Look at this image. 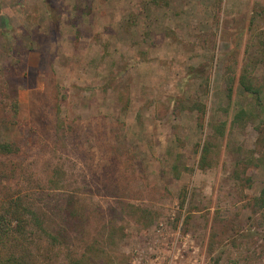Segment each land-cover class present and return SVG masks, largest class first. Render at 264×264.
Returning a JSON list of instances; mask_svg holds the SVG:
<instances>
[{
  "label": "rangeland",
  "instance_id": "obj_1",
  "mask_svg": "<svg viewBox=\"0 0 264 264\" xmlns=\"http://www.w3.org/2000/svg\"><path fill=\"white\" fill-rule=\"evenodd\" d=\"M263 36L264 0H0V206L70 233L40 260L264 264Z\"/></svg>",
  "mask_w": 264,
  "mask_h": 264
},
{
  "label": "trees",
  "instance_id": "obj_2",
  "mask_svg": "<svg viewBox=\"0 0 264 264\" xmlns=\"http://www.w3.org/2000/svg\"><path fill=\"white\" fill-rule=\"evenodd\" d=\"M260 46L264 54V36L261 39ZM240 82L244 90L260 95L261 89L256 85L253 78L248 74L243 73ZM244 112L241 111L237 115V119L243 118ZM0 148L3 152L11 153L17 152L19 148H15L12 143H2ZM205 155L201 159V167L205 168ZM257 165V164H256ZM33 203L28 201L26 197L21 194L11 197L7 203L0 206V264H45L44 260H40L42 248L40 249V242L43 237L42 234H50L51 243L47 250L52 246L67 245V237L70 236L68 229L63 228V233L58 231L56 234L52 231L53 227L48 226L45 219L34 209ZM259 208L264 211V188L260 196L257 198ZM66 211V223L72 222L77 211L74 207L73 201L64 207ZM46 213L42 214V216ZM45 250V246L43 251ZM86 254L80 257L71 255V264H89Z\"/></svg>",
  "mask_w": 264,
  "mask_h": 264
}]
</instances>
